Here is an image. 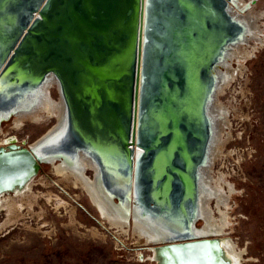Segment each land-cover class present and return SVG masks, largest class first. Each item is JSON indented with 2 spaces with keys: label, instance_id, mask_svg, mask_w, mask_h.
I'll return each instance as SVG.
<instances>
[{
  "label": "water",
  "instance_id": "obj_1",
  "mask_svg": "<svg viewBox=\"0 0 264 264\" xmlns=\"http://www.w3.org/2000/svg\"><path fill=\"white\" fill-rule=\"evenodd\" d=\"M227 4L19 0L8 5L22 13L10 19L12 26L2 24L0 33L6 39L0 50V122L53 72L65 99L66 123L59 137L40 142L37 151L13 137L0 145V193L23 188L43 156L77 157L83 150L97 163L103 190L126 213L133 200L153 222L165 225L167 237L150 246L154 264H233L222 236L192 231L199 217V167L207 161L211 136L206 104L216 66L228 43L244 35ZM202 36L204 43L196 46ZM134 143L140 148L136 153Z\"/></svg>",
  "mask_w": 264,
  "mask_h": 264
},
{
  "label": "rangeland",
  "instance_id": "obj_2",
  "mask_svg": "<svg viewBox=\"0 0 264 264\" xmlns=\"http://www.w3.org/2000/svg\"><path fill=\"white\" fill-rule=\"evenodd\" d=\"M5 1L0 0V17H5V21L1 17L0 33L2 22L10 23L11 18H6L15 11L8 5L19 2ZM243 1H252L250 9L255 13L264 10V0ZM205 36L196 46L204 43ZM242 48L244 57L228 66L231 85L218 98L228 111L229 126L224 130L228 139L212 174L224 178L222 192L228 198L221 206L229 222L223 235L245 250L243 264H264V38ZM49 90L57 99L58 90L54 86ZM14 115L1 120L0 140L15 134L16 140L33 145L55 122L54 117H45L38 122L25 119L15 126ZM91 171H86L87 176L92 177ZM61 179L50 163H41L32 191L27 193L28 202L15 198L20 215L8 222L10 210L1 209L0 264H154L147 259L150 246L138 242L132 228L121 234L101 222L88 196ZM209 207L218 214L214 199ZM195 223L199 227L202 219Z\"/></svg>",
  "mask_w": 264,
  "mask_h": 264
},
{
  "label": "bare ground",
  "instance_id": "obj_3",
  "mask_svg": "<svg viewBox=\"0 0 264 264\" xmlns=\"http://www.w3.org/2000/svg\"><path fill=\"white\" fill-rule=\"evenodd\" d=\"M41 3L39 7L41 6ZM250 4H252V1L249 4H245L243 0H228L226 9L228 13L234 17V19H238L239 21L238 23H240L242 27L241 32H244V35L241 38L237 39L236 41L228 43V45L225 48L223 57L218 61L217 63L218 65L216 66L215 74L217 80L215 82V88L209 102L206 104L207 113L212 119V129L208 144L207 161L205 162V164L199 167V175H198L199 187H198V195H197V199H198L197 210L199 216L198 218L202 219V224L198 227L194 222V226L192 230L196 235L199 236H209V235L222 236L223 246L226 249L227 254L232 258L233 264H243L244 260L246 259L245 258L246 255H244L245 250H242L241 249L242 247L239 248L238 245L235 243V241L233 242L231 238L229 237L226 238L225 237L226 235H223L226 232V228L228 227L229 222L226 219L227 213L223 210L222 205H225L227 203L226 200L228 198L226 199V197L223 194L224 178L222 176H218V178L217 177L214 178L212 174V167L215 161L218 160V158H220V156L223 155L222 150L224 148L226 140L228 139L227 136L228 134L226 135V137H224L225 127L229 126L227 119L228 111H225V106L220 102H218L219 96H221L223 91L227 90V88L231 85L229 82L231 81V77H229L231 75H228L229 73L228 66H231L230 64L233 59L237 58L239 60L240 58L244 57L241 51L244 50V48L242 47H244L246 43H248L251 40H262V38H264V37L262 38L260 37L261 35H264L262 31L264 30V26H262L260 23L261 20L264 22V10L255 13L250 8L246 9L248 5L250 6ZM38 12L39 9H36L34 11V14L32 15V19L33 17H35V15H38ZM21 13H22L21 9H19L18 12L10 14L6 19L11 18L13 19V21L14 20L16 21L18 18V14L20 17ZM1 17L5 21V17L2 15ZM1 17H0V22H1ZM2 23L6 27H8L9 25L12 26V24L9 22L7 23L2 22ZM144 24H145V19H144ZM26 29L27 27L24 28L23 32H25ZM3 34L4 33H2V35ZM2 35L0 36L1 51H2V47L6 42L5 38H1L4 37ZM142 35L143 36H142L141 58L143 56L144 32ZM18 40L15 42V44L18 42ZM140 60H141L140 72L138 67L139 90L141 85L140 83H141L142 59ZM51 86H54V88L58 90L60 97L58 96L57 99L53 98L51 90H49ZM27 97H28L27 100L22 101L17 106L16 110L13 113H11V114H16L14 115L15 120H13L15 126L18 125L19 123H22L23 120L25 119L38 122L40 121V119H43L45 117H54L56 122V123L53 122L52 124L53 126L50 125L51 129L46 131V133L42 135L39 139H37L33 143V145L29 144V146H31L32 149H35L37 151V149L40 147L38 146L40 142L48 144L57 137H59V133L61 132V130L64 127V124L66 123L65 99L61 91L60 82L58 78L53 74V72H50L46 77V79L39 85L37 90ZM213 100L215 102L212 104ZM135 105L136 106H135V114L133 117V125L135 132H137L139 95H138V104L136 101ZM9 139L10 138L6 140L8 141ZM2 140L3 139H1L0 141ZM133 147H134L133 152L135 153L138 149H140L137 146V143H134ZM77 154H78L77 157H70L67 154H63L60 155V157L58 158H56L57 155H51V154L45 155L43 156L44 160L42 161V164L50 163L52 166V172L54 174L61 176L62 179L64 178L67 180V182L70 181L72 185H74L77 188H80L88 196L91 205L92 204L94 205L93 207L97 212V216L99 220L103 223H107L108 225H110V228L117 229L116 232L122 234V233H126L127 228L129 230L132 228L133 229L132 231L135 234L138 242L141 241L143 242L144 245L146 244L149 246H152L155 243L161 241L162 238L167 237L168 232L165 229V225L156 221L153 222L152 219L148 217V215H145L143 211H140L134 205L135 202L133 200L132 203L130 204L129 212L126 213L124 206L116 202L117 201L116 198L112 199V197L103 190L99 179L100 178L99 168L97 163L83 150L77 151ZM88 170H92L91 171L93 173L92 177L87 176L86 171ZM37 174L33 175L26 182L23 188L21 189L16 188L14 191H3L0 193V211L1 209L3 210L4 208H6L11 212L8 217V222L20 215L19 213L20 209L15 202V198H19V201H21V203L24 202L26 204V202H28L27 193H29V191L31 190L32 184L35 182V178L37 177ZM12 194H14V196ZM85 194L84 196H86ZM212 199L216 201L215 209L219 211L218 214L216 215L214 214L215 211L209 207L210 201ZM147 259L149 260L153 259L152 261L155 262L152 255V251L150 252V256H148Z\"/></svg>",
  "mask_w": 264,
  "mask_h": 264
},
{
  "label": "built area",
  "instance_id": "obj_4",
  "mask_svg": "<svg viewBox=\"0 0 264 264\" xmlns=\"http://www.w3.org/2000/svg\"><path fill=\"white\" fill-rule=\"evenodd\" d=\"M16 139H17V137H16ZM4 142H6L7 143V140H6V138L4 137L3 138V140L2 141H0V144H3ZM22 142V140H20V143ZM27 145H29V143L27 144Z\"/></svg>",
  "mask_w": 264,
  "mask_h": 264
},
{
  "label": "flooded vegetation",
  "instance_id": "obj_5",
  "mask_svg": "<svg viewBox=\"0 0 264 264\" xmlns=\"http://www.w3.org/2000/svg\"><path fill=\"white\" fill-rule=\"evenodd\" d=\"M248 8H250V6H249V5L247 6V8H246V9H248ZM246 9H245V10H246ZM214 102H215V101L213 100L212 104H213ZM211 106H212V105H211ZM212 114H213V113H212ZM0 124H1V123H0ZM16 142L20 143V141H19V140H18V141L16 140ZM7 143H9V142H7ZM7 143H6V142H4V144H7ZM21 143H22V142H21Z\"/></svg>",
  "mask_w": 264,
  "mask_h": 264
}]
</instances>
